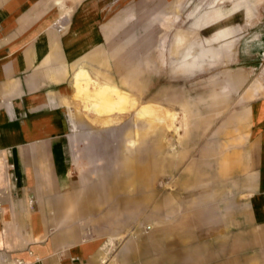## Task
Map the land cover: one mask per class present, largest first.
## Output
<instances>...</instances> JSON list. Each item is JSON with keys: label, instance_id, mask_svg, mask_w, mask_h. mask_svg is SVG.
<instances>
[{"label": "rangeland", "instance_id": "1", "mask_svg": "<svg viewBox=\"0 0 264 264\" xmlns=\"http://www.w3.org/2000/svg\"><path fill=\"white\" fill-rule=\"evenodd\" d=\"M116 2L104 73L78 81L87 112L72 90L64 101L68 135H79L76 171L113 251L149 232L174 242L199 204L243 199V101L264 89V0ZM102 82L111 91L95 96ZM146 106L157 121L139 115Z\"/></svg>", "mask_w": 264, "mask_h": 264}, {"label": "crops", "instance_id": "2", "mask_svg": "<svg viewBox=\"0 0 264 264\" xmlns=\"http://www.w3.org/2000/svg\"><path fill=\"white\" fill-rule=\"evenodd\" d=\"M116 1L0 0V264H264V89L243 101V199L199 204L174 242L153 232L147 241L127 238L114 251V237L104 242L76 171L79 135H68L64 101L72 90L77 112H87L78 81L104 73ZM99 84L93 94L108 95L111 89ZM155 114L148 106L139 111L157 121ZM70 123L78 127L72 117Z\"/></svg>", "mask_w": 264, "mask_h": 264}, {"label": "built area", "instance_id": "3", "mask_svg": "<svg viewBox=\"0 0 264 264\" xmlns=\"http://www.w3.org/2000/svg\"><path fill=\"white\" fill-rule=\"evenodd\" d=\"M55 28L57 29V31L61 32V31L64 30V25H63V23L58 22L55 25ZM1 264H23V262L22 261H19V260H3L1 262Z\"/></svg>", "mask_w": 264, "mask_h": 264}, {"label": "bare ground", "instance_id": "4", "mask_svg": "<svg viewBox=\"0 0 264 264\" xmlns=\"http://www.w3.org/2000/svg\"><path fill=\"white\" fill-rule=\"evenodd\" d=\"M82 86V85H81ZM84 90V89H83ZM82 91V90H81ZM85 91V90H84ZM103 91V93H101ZM85 93H87L86 91H85ZM99 94H104V89H102V90H99ZM103 107H104V104H103ZM101 108V107H100ZM103 109V108H102ZM112 109V108H111Z\"/></svg>", "mask_w": 264, "mask_h": 264}]
</instances>
